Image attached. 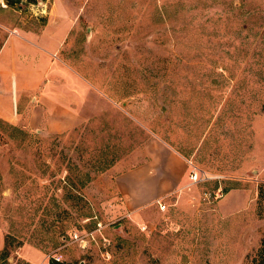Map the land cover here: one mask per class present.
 Segmentation results:
<instances>
[{
    "label": "rangeland",
    "instance_id": "1",
    "mask_svg": "<svg viewBox=\"0 0 264 264\" xmlns=\"http://www.w3.org/2000/svg\"><path fill=\"white\" fill-rule=\"evenodd\" d=\"M63 20L58 50L24 34L42 73L0 113L8 262L262 264L264 0H13L0 49ZM56 86L78 113L60 131L21 105Z\"/></svg>",
    "mask_w": 264,
    "mask_h": 264
},
{
    "label": "crops",
    "instance_id": "2",
    "mask_svg": "<svg viewBox=\"0 0 264 264\" xmlns=\"http://www.w3.org/2000/svg\"><path fill=\"white\" fill-rule=\"evenodd\" d=\"M66 28V22L63 20L61 25L54 29L55 31L51 28H42L39 31L21 30L17 27L11 29L0 49V113L13 115V109H16L19 85H21V89L24 93H27L28 91L31 92L33 89L32 87L35 84L32 81V77L42 73L34 67V50H40V53L46 51L42 49L40 45L25 37L24 34L34 36L39 40H49L50 44L58 50L66 41ZM7 50L10 55V63L5 65L2 62V59ZM49 69L50 67L47 68V70ZM18 75L24 77L20 82L18 81ZM9 78L11 79L8 84ZM60 88L61 87L57 86L52 87V90L48 89L45 92H42L43 94L38 97L30 96V93L24 95L21 104L22 107H25L26 109L24 112L30 113L31 115L33 114L34 116H45L47 122H49V125L51 126L50 129L53 131L66 130L78 121V113L75 111L73 112L70 107L73 98L62 93ZM51 93L57 98V102H50ZM59 93H61L60 96ZM29 98L30 102L33 101L30 104L28 102ZM34 99L37 101H34ZM12 105L14 106L13 108ZM2 245L1 240L0 247Z\"/></svg>",
    "mask_w": 264,
    "mask_h": 264
},
{
    "label": "built area",
    "instance_id": "3",
    "mask_svg": "<svg viewBox=\"0 0 264 264\" xmlns=\"http://www.w3.org/2000/svg\"><path fill=\"white\" fill-rule=\"evenodd\" d=\"M23 0H21L22 2ZM12 3L10 2V0H0V10H5V9H9V7H11ZM206 175V176H204ZM208 175L204 172L199 171L196 167L193 168V170L190 173V180L192 182H198V181H202L205 179H208L207 177ZM158 204L161 210H165L167 208V204L161 200H158ZM53 257V264H57L60 263L59 261L61 260V258L56 257V256H52ZM48 264H51L50 262Z\"/></svg>",
    "mask_w": 264,
    "mask_h": 264
},
{
    "label": "trees",
    "instance_id": "4",
    "mask_svg": "<svg viewBox=\"0 0 264 264\" xmlns=\"http://www.w3.org/2000/svg\"><path fill=\"white\" fill-rule=\"evenodd\" d=\"M10 2L13 3V0H10ZM8 256H9L8 247L5 246V248L2 250V252H0V264H10L7 260ZM57 264H61V263H57ZM262 264H264V260H263Z\"/></svg>",
    "mask_w": 264,
    "mask_h": 264
}]
</instances>
